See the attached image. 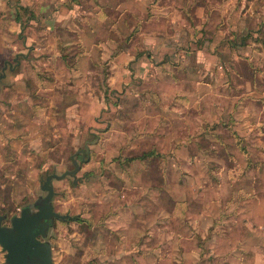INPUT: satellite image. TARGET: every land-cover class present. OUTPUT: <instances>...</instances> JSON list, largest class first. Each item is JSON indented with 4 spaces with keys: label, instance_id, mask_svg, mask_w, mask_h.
I'll list each match as a JSON object with an SVG mask.
<instances>
[{
    "label": "rangeland",
    "instance_id": "374dc122",
    "mask_svg": "<svg viewBox=\"0 0 264 264\" xmlns=\"http://www.w3.org/2000/svg\"><path fill=\"white\" fill-rule=\"evenodd\" d=\"M128 1L0 0V73L20 60L0 81L2 225L75 156L76 181L53 180L55 210L69 217L41 237L56 264H264V101L244 108L247 83L264 87V62L246 55L249 37L227 61L217 45L210 69L188 57L225 25L228 0H214L201 29L192 13L202 0ZM174 6L188 13L189 40L157 61L143 39L180 30ZM127 49L131 62L110 63ZM128 68L130 83L119 77Z\"/></svg>",
    "mask_w": 264,
    "mask_h": 264
},
{
    "label": "crops",
    "instance_id": "0c3cea01",
    "mask_svg": "<svg viewBox=\"0 0 264 264\" xmlns=\"http://www.w3.org/2000/svg\"><path fill=\"white\" fill-rule=\"evenodd\" d=\"M142 1H144L146 5H148L149 3L151 4V2L153 4L154 0H142ZM139 2L140 0H137V1L129 0L128 1V3H130L129 7L131 5L132 6L138 5ZM206 2L202 0L200 4L195 5L193 9V13H192L193 14L192 20H194L195 25H198L200 29L203 27L202 23L204 25L206 21L208 20V17H209L208 15L209 13L212 12V9H213L212 4L215 1L206 0ZM234 2L235 0H228L223 8L222 12L226 15L224 19L225 25L218 29L214 28V26L210 27L208 34L206 35V39H203L201 41V45H203V47L198 48L196 52H192L191 53L192 55L188 57L194 59L197 62H207L208 64L207 66L209 67L210 64L214 61L212 60V57L215 58L217 56V53H218V51H216L217 45L222 47L219 50L220 55H219L218 60L227 61V60H230V58H227V57L230 56L234 58L233 55L237 53L239 54L240 52H242V49L246 47L245 40H247L249 37L251 41L250 48L251 49L254 48L255 52L251 51V52L246 53V55L250 57L251 61L256 58V60L261 63V66H263L262 63L264 62V55L258 52L259 50L258 47H264V0H241L238 6L235 5ZM168 3L172 4L171 1H169ZM152 6L156 7L158 6V4H155ZM172 9H173L172 13L176 14L177 17L180 16L178 17V19L175 18L176 27L177 29H180V30H177L174 36H158L156 33L154 34V32H152L151 34L145 36L143 39L144 44L149 49H151L152 51H157L156 55L154 56L157 61L164 60L165 58L168 60L167 61L168 63H171L172 62L171 60H173V58H176V57L166 56V54H172L170 52H172V48H175L174 47L175 45L182 46L183 44L188 43V40H189L182 35L184 31H187L186 26L187 24L190 23L188 21V18L186 17V14L188 13L185 10V7L184 6H181V7L174 6ZM131 11L133 10L131 9ZM171 22H172V19H171ZM194 33H195V29H194ZM198 33H200V31H198ZM212 33H214V35H212ZM181 36H183L184 38L179 39L181 38ZM195 36L196 35L194 34L192 38H194ZM160 51L165 52V53L159 54ZM170 58L171 60H169ZM111 59L112 60L110 61V63L111 62L115 63L114 66L119 67V69H121L123 64H121L120 62L122 61H124V63L131 62V60L134 59V56L131 54L130 49L129 50L127 49L126 52H122L113 58L111 57ZM142 62L144 66L145 64H148L145 62L144 58L142 59ZM122 71L124 73H120L122 75L119 77H122L124 80L128 82L131 79V75L135 73V71L132 70V68L131 69L128 68ZM149 72L150 70H147V71L144 70V71H141L139 75L141 76L142 74H145V77H147V74H149ZM209 72L211 75H214L213 71L211 72L209 70ZM164 73L170 74L169 72H166V71ZM119 77L116 78V76H114L113 83L110 84L112 88H120L119 84H117L118 83L117 79L120 80ZM182 78L183 77L179 78L178 81H174V79L171 78L173 79V82L177 84L176 88H174L175 93H178V94L185 93L184 82L181 80ZM263 78H264V74H263ZM250 83L251 81L248 82L246 85V93H247L246 95L249 96V99H248L249 102L244 106V108H247L248 110H249V107L254 106L253 105L254 102L259 100V98L262 99V102L264 101V87L263 86L254 87ZM134 85L135 84L130 85L128 89L129 90L134 89V87H136V85L135 86ZM156 88L159 89L158 92L161 95L165 94L163 87L159 86ZM208 88L209 89L207 90L209 93L214 91V81L213 82L209 81ZM155 92L156 91H153L152 93H150V95L154 94ZM252 102L253 104H251ZM144 169L146 170L145 166H144ZM135 201H130V202L128 201V204H133L132 202H135ZM114 213H116L115 214L116 216L114 215V218L120 219L121 215H119V212L115 211ZM165 213H166V209H164V214ZM162 216H163V213L161 212L159 214V217L162 218ZM123 231L125 233L126 232L131 233L130 229H124ZM132 232H134L136 236H140V234L137 231L132 230ZM142 236H144L143 233H142Z\"/></svg>",
    "mask_w": 264,
    "mask_h": 264
},
{
    "label": "water",
    "instance_id": "95a60500",
    "mask_svg": "<svg viewBox=\"0 0 264 264\" xmlns=\"http://www.w3.org/2000/svg\"><path fill=\"white\" fill-rule=\"evenodd\" d=\"M17 55L11 61H6L0 73V81L7 76V69H14L20 64ZM78 154V153H77ZM85 155V152L83 151ZM75 168L59 175L57 173L47 174L45 180L41 181V189L46 191L44 197H39L35 203L25 206L21 214L14 216L10 226L2 225L5 216L0 214V245L7 252V264H56L53 257L52 244L40 237H46L48 229L55 219H66L68 214H62L55 210L53 199L55 187L53 180H62L67 176H73L76 181L80 164L75 156L72 157ZM35 209V210H34Z\"/></svg>",
    "mask_w": 264,
    "mask_h": 264
},
{
    "label": "flooded vegetation",
    "instance_id": "af4514ba",
    "mask_svg": "<svg viewBox=\"0 0 264 264\" xmlns=\"http://www.w3.org/2000/svg\"><path fill=\"white\" fill-rule=\"evenodd\" d=\"M35 210V209H34ZM1 214V213H0ZM2 215V214H1ZM4 221V220H3ZM2 221V222H3ZM12 221V218H11V220H10V222ZM11 225V223L10 224H8V225H4V226H10ZM41 238V237H40ZM6 252V251H5ZM6 259H7V252H6Z\"/></svg>",
    "mask_w": 264,
    "mask_h": 264
}]
</instances>
